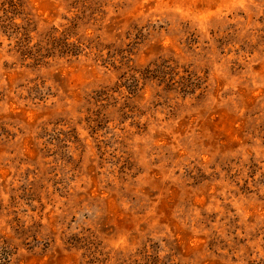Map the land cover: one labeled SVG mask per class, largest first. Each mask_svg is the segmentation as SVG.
<instances>
[{
  "label": "rangeland",
  "instance_id": "1",
  "mask_svg": "<svg viewBox=\"0 0 264 264\" xmlns=\"http://www.w3.org/2000/svg\"><path fill=\"white\" fill-rule=\"evenodd\" d=\"M0 264H264V0H0Z\"/></svg>",
  "mask_w": 264,
  "mask_h": 264
}]
</instances>
